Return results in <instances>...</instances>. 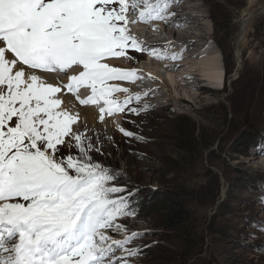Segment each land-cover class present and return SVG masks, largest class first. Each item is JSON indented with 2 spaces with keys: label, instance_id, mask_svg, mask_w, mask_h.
<instances>
[{
  "label": "snow or ice",
  "instance_id": "6c2138e0",
  "mask_svg": "<svg viewBox=\"0 0 264 264\" xmlns=\"http://www.w3.org/2000/svg\"><path fill=\"white\" fill-rule=\"evenodd\" d=\"M171 2L0 0V264H128L141 251L126 246L143 233L118 223L137 215L134 193L117 183L126 174L92 159L91 138L62 96L96 106L101 121L148 111L147 91L119 83L143 77L110 61L144 51L129 25L167 22ZM149 54L179 58L155 47ZM48 74L66 82H49ZM80 89L89 90L83 99ZM109 231L127 234L113 239ZM117 249L125 255L115 257Z\"/></svg>",
  "mask_w": 264,
  "mask_h": 264
},
{
  "label": "rangeland",
  "instance_id": "374dc122",
  "mask_svg": "<svg viewBox=\"0 0 264 264\" xmlns=\"http://www.w3.org/2000/svg\"><path fill=\"white\" fill-rule=\"evenodd\" d=\"M182 2L172 0L168 12L180 11L172 7ZM192 4L205 16L201 22L211 38L203 52L217 59L223 75L221 88L192 99L170 86V98H184L179 109L173 99L157 103L160 94L149 92L144 98L152 105L148 111L120 114L116 121L142 140L124 136L117 125L110 131L102 126L100 135L78 120V130L91 138L92 159L122 169L126 178L120 183L134 193L137 215L118 220L128 232L143 233L126 246L141 249L127 257L128 264H264V0H192ZM150 32L148 39L155 38V31ZM136 34L147 38L144 29ZM128 56L131 59L121 58L123 62L113 66L140 71L155 67L150 54L129 50ZM163 60L178 63L172 76L186 74L192 67L183 54L175 60L156 59ZM164 77L167 82L169 75ZM139 80L143 79L119 83L134 85ZM165 81L155 82L164 86ZM257 99L262 109L253 114L251 106ZM101 145V151H95ZM174 195L185 202L189 214L185 227L195 249L188 259L181 255L184 241L162 225L161 203L165 196ZM109 234L123 239L127 233ZM113 255L125 253L117 249ZM117 264L123 261L118 259Z\"/></svg>",
  "mask_w": 264,
  "mask_h": 264
},
{
  "label": "bare ground",
  "instance_id": "6f19581e",
  "mask_svg": "<svg viewBox=\"0 0 264 264\" xmlns=\"http://www.w3.org/2000/svg\"><path fill=\"white\" fill-rule=\"evenodd\" d=\"M176 8L180 9V11L172 12L168 17L167 22L154 20L148 24L145 23L147 26L141 27L144 23L137 21L136 23H131L130 26L137 40L142 42L144 45V51L141 52V55L144 56L145 53L149 54V51L153 47L158 49V54L160 55L171 56V54L176 53L178 56H181V54H183L189 59L188 62L192 64L190 71L181 76H172V72L178 64L176 61L163 60L159 63V61H156L154 56H150V58L153 57L151 60L154 62L155 67H153V69L148 66L142 67L141 71L137 68V72L143 77V80H139L134 85L128 84L124 87H129L133 92L142 93L147 91L148 93L154 92L155 94H160V96L155 100L157 103L167 99H173V106L176 109H179L184 98L177 96L170 98V94L168 92L171 88L170 86H172L175 91L178 89L181 90L185 95L189 96V98L197 99L202 92L208 89L219 90L221 88L220 85L223 82V75L217 59L214 58V54L207 57L208 54L203 52L204 48L207 47V41L210 40L211 35L204 30L201 20H203L205 16L200 13V7L192 4V0H184L181 6H173L172 10ZM188 10H193L194 12H189ZM140 28L145 30V34L147 36L146 39H142L136 34V31L138 32V29ZM151 28H153V30H151ZM150 31H155V35L159 37L161 36L162 38L159 39L155 36L153 39H148V37L150 38L152 34ZM197 59H201V61H195ZM151 60H149V62ZM122 62L123 59L121 58L110 61L112 65L118 63L120 64ZM124 65H127V63ZM160 67L165 68V70L162 71ZM164 74L169 75V82L167 81L168 83L165 81L167 79H164ZM48 76L49 82L57 84L66 82V77L63 74H48ZM199 76L202 78L198 79ZM160 78L165 81L164 86L158 85V83L155 82L156 80H160ZM146 80H148V82ZM200 80L206 83L204 84L203 82H200ZM63 92H66V90H63ZM62 98L65 100V105L70 107L74 114H78L80 124L84 122L83 125H85V127H94L100 135H103L102 126L106 125V127H108L107 129L110 131L117 125L116 121L121 117L120 114H116L117 118L115 119L107 116L103 121H101L104 122V124H97L98 120H100L98 108H91L90 105H81L79 101L76 100L75 96L71 94L63 95ZM81 98L83 99L85 96L82 95ZM257 100L258 101L254 104L252 103L251 106L253 114L258 113L262 109V102L260 99ZM69 101H71L70 104Z\"/></svg>",
  "mask_w": 264,
  "mask_h": 264
},
{
  "label": "trees",
  "instance_id": "16d2710c",
  "mask_svg": "<svg viewBox=\"0 0 264 264\" xmlns=\"http://www.w3.org/2000/svg\"><path fill=\"white\" fill-rule=\"evenodd\" d=\"M160 208L164 212L163 229L170 234H175L176 238L184 241L186 246L182 250L180 249L181 255L185 259L190 258L194 252L195 244L193 245L192 240L189 237L187 238L188 232L185 226L189 214L185 202L175 195L165 196Z\"/></svg>",
  "mask_w": 264,
  "mask_h": 264
}]
</instances>
